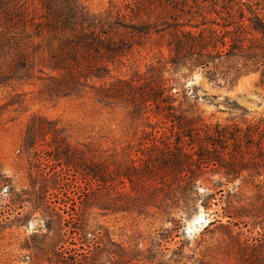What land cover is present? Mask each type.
I'll return each instance as SVG.
<instances>
[{
	"label": "trees",
	"instance_id": "1",
	"mask_svg": "<svg viewBox=\"0 0 264 264\" xmlns=\"http://www.w3.org/2000/svg\"><path fill=\"white\" fill-rule=\"evenodd\" d=\"M37 1L40 7L35 14L24 4L0 0V88L39 83L38 93L47 99L89 95L102 108L121 110L128 128L145 124L137 145L118 155L92 144L72 146L62 136L64 130L52 122L44 120L37 126L39 119L29 121L22 147L26 150L36 138L49 135V154L85 183L78 196L84 210L152 213L171 226L161 227L159 238L169 244L178 236L183 218L196 211L206 172L215 170L231 183L252 179L258 182L256 187L264 188V120L243 127L206 125L187 111L180 112L174 105L178 92L172 93L158 66L129 79L111 75L135 48L163 35L169 38L170 68L189 64L205 68L220 57L243 59L244 67L264 68V20L249 6L248 22H243L245 12L238 9L234 15L229 5L233 0H128L123 13L113 8L94 13L78 0ZM207 5L225 11L231 22H200L195 28L201 26L202 31H184L190 26L179 25V17L192 10L196 15ZM150 115L163 122L152 123ZM165 124H169L167 133L159 127ZM61 179L67 180L66 176ZM72 207L74 211L75 203ZM214 215L205 230L221 223V217ZM223 217L230 228L240 229L236 216ZM66 224L71 225L70 244H75L72 236L77 235L80 247L69 251L63 264L140 261L124 252L111 256L101 232L79 226L72 216ZM243 245L236 264H264V233L246 238ZM163 247L161 258L171 250ZM173 257L186 256L178 247L171 250L167 262ZM197 264L210 263L200 260Z\"/></svg>",
	"mask_w": 264,
	"mask_h": 264
},
{
	"label": "rangeland",
	"instance_id": "2",
	"mask_svg": "<svg viewBox=\"0 0 264 264\" xmlns=\"http://www.w3.org/2000/svg\"><path fill=\"white\" fill-rule=\"evenodd\" d=\"M78 1L94 13L111 8L123 13L128 0ZM14 2L39 13L37 0ZM229 5L234 15L238 9L245 12L243 22H248V6L264 20V0H233ZM195 12L192 10L179 17V25L190 26L184 27V31H202L201 26L195 28L200 22H231L225 11H215L209 5L196 15ZM168 39L167 35L153 36L135 48L123 66L111 75L129 79L158 66L172 93L178 92L174 105L180 112L187 111L186 114L197 117L206 125L218 123L243 127L264 120L263 67H244L243 59L220 57L205 68L190 64L170 68L167 65L171 56L166 46ZM38 89L39 83L0 88V264H63L68 252L80 247L77 235L72 236L75 244H70L71 225L66 224L70 216L79 226L100 231L102 243L111 256L122 255V252L138 256L140 261L130 264H197L200 260L210 264H236L244 240L264 233V188L256 187L258 182L248 178L227 182L215 170L203 175V187L195 202L196 211L183 218L178 236L173 235L175 238L169 244L159 238L161 227L171 226L164 225L152 213L138 216L135 213L102 214L96 209L84 210L78 196L85 183L67 173L49 154L52 150L49 135L36 138L35 145H29L26 150L22 147L29 121L39 119L37 126L44 120L52 122L56 128L64 130L62 136L72 146L92 144L118 155L126 153L128 146L137 145L145 124L139 125L138 129L128 128L121 110L102 108L89 95L47 99L38 93ZM149 120L163 122L154 115H150ZM162 126L166 131L161 130L167 133L169 124L159 125ZM161 130L156 137L161 135ZM150 131L146 129L147 133ZM65 176L67 180H62ZM73 203L76 205L74 211ZM227 213L236 216L240 229L229 227L228 219L223 217ZM214 214L221 217V223L205 230ZM163 245L171 250L180 247L183 255L191 259L173 257L167 262L171 250L165 252L167 257L161 258ZM103 264L115 263L111 260Z\"/></svg>",
	"mask_w": 264,
	"mask_h": 264
}]
</instances>
